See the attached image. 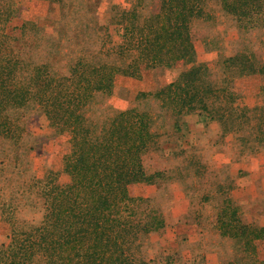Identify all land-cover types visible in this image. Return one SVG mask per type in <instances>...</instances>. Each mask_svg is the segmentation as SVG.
I'll return each mask as SVG.
<instances>
[{
	"label": "rangeland",
	"instance_id": "1",
	"mask_svg": "<svg viewBox=\"0 0 264 264\" xmlns=\"http://www.w3.org/2000/svg\"><path fill=\"white\" fill-rule=\"evenodd\" d=\"M199 6L203 14L190 23L193 62L145 68L137 75L114 73L112 88L96 92L85 110L96 134L127 109L153 118V139L140 156L149 178L128 187L135 200L123 216L141 231L128 244L125 264H264V241L258 243V259L245 260L242 241L223 234L220 224L227 210V222L264 227V73L231 72L226 65L229 57L243 53L264 64V23L239 22L220 0H201ZM161 7L162 0H62L59 5L0 0V11L11 12L9 20L0 21V33L14 38L1 52L11 56V49L19 50L31 68L51 64L65 75L79 58L99 67L121 66L111 50L121 42L122 28L132 19L141 24ZM197 64L206 66L202 75L214 87L230 82L236 105L246 108L232 129L218 117L226 110L221 99L209 101L211 111L198 107L179 115L162 98L141 95L168 86ZM7 113L15 126L11 137L0 138V250L12 255V236L23 239L31 229L21 227L43 222L41 192L49 172L56 174L55 183L71 182L64 160L72 145L71 133L50 124L35 91L30 101ZM7 205L10 213H2Z\"/></svg>",
	"mask_w": 264,
	"mask_h": 264
},
{
	"label": "trees",
	"instance_id": "2",
	"mask_svg": "<svg viewBox=\"0 0 264 264\" xmlns=\"http://www.w3.org/2000/svg\"><path fill=\"white\" fill-rule=\"evenodd\" d=\"M48 1L59 5L62 0ZM200 1L162 0L158 13L141 24L132 19L122 28L121 42L111 52L124 64L99 67L79 58L71 65L68 75L52 70L51 64L31 68V63L20 59L19 50L11 49V56H4L1 47L14 38L0 33V138L14 133L15 123L7 113L9 108L24 105L35 91L50 124L71 133L72 145L64 160L71 182L55 183L56 174L49 172L41 192L45 199L42 224L21 227L31 230L24 231L23 239L12 236L8 247L12 255H7V248L1 249V264H34L40 258V264H125L129 259L128 244L137 239L141 229L123 214L135 200L128 194L129 185L149 178L140 156L153 139V118L137 108L127 109L112 119L103 134H96L85 110L96 92H108L112 88L114 73L137 75L145 68L193 62L195 48L190 23L193 17L203 14ZM220 1L223 9L241 23L252 26L264 23V0ZM6 17L8 20L11 17L9 9L0 11V21L6 22ZM226 65L231 72L238 69L241 74L264 73V64L244 53L229 57ZM205 70L203 64L193 65L168 86L141 95L162 98L179 115L198 107L211 111L209 101L221 99L226 110L218 117L226 129H232L237 120L244 118L246 108L236 105L237 94L230 82L224 87H214L202 75ZM5 212L10 213L8 205L2 209ZM236 212L237 208H232V217ZM222 213L225 214L220 222L223 234L242 241L245 260L258 259V243L264 241V227L241 220L239 224L227 222L225 217L229 212ZM6 217L12 222L10 216Z\"/></svg>",
	"mask_w": 264,
	"mask_h": 264
}]
</instances>
